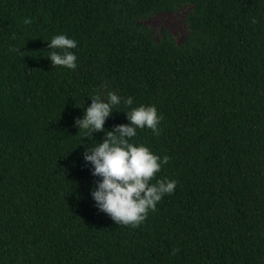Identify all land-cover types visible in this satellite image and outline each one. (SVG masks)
<instances>
[{
	"label": "trees",
	"instance_id": "obj_1",
	"mask_svg": "<svg viewBox=\"0 0 264 264\" xmlns=\"http://www.w3.org/2000/svg\"><path fill=\"white\" fill-rule=\"evenodd\" d=\"M189 6L182 43L143 24ZM25 20L28 23H25ZM77 41L76 69L48 42ZM154 105L143 144L175 180L137 227L90 196L74 124L93 94ZM0 264H264V0H0Z\"/></svg>",
	"mask_w": 264,
	"mask_h": 264
},
{
	"label": "clouds",
	"instance_id": "obj_2",
	"mask_svg": "<svg viewBox=\"0 0 264 264\" xmlns=\"http://www.w3.org/2000/svg\"><path fill=\"white\" fill-rule=\"evenodd\" d=\"M47 42L52 50L47 55L52 66L76 69L77 56L71 51L77 47L75 39L59 34ZM121 103L131 106L133 99L120 97L114 91H108L106 97L95 93L83 115L74 119V124L79 130L84 129L86 136L93 132H103L105 136L102 142L85 147L82 153L91 175L98 177L90 189L94 206L114 223L134 228L146 219L149 211H155L166 194L174 191L176 181L163 178L153 183L169 157L159 156L143 144L130 142L137 135V129L147 128L153 135H159L161 117L154 105L130 107L124 112L127 124L116 125L112 131L104 129L106 119Z\"/></svg>",
	"mask_w": 264,
	"mask_h": 264
},
{
	"label": "rangeland",
	"instance_id": "obj_3",
	"mask_svg": "<svg viewBox=\"0 0 264 264\" xmlns=\"http://www.w3.org/2000/svg\"><path fill=\"white\" fill-rule=\"evenodd\" d=\"M189 8L184 6L176 11L156 13L143 20V24L150 28L155 36L166 30L177 43H182L188 32L184 20Z\"/></svg>",
	"mask_w": 264,
	"mask_h": 264
}]
</instances>
